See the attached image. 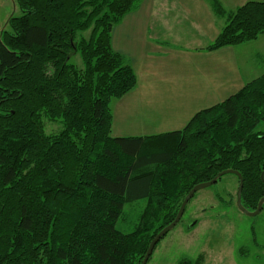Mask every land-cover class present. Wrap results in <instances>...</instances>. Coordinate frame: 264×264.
Masks as SVG:
<instances>
[{
  "label": "trees",
  "instance_id": "obj_1",
  "mask_svg": "<svg viewBox=\"0 0 264 264\" xmlns=\"http://www.w3.org/2000/svg\"><path fill=\"white\" fill-rule=\"evenodd\" d=\"M139 2L13 0L0 26V264H140L195 185L231 169L244 208L264 194V72L179 131L111 135L113 101L137 84L111 30ZM263 32L264 0L249 1L204 50ZM138 199L134 231L119 232Z\"/></svg>",
  "mask_w": 264,
  "mask_h": 264
},
{
  "label": "crops",
  "instance_id": "obj_2",
  "mask_svg": "<svg viewBox=\"0 0 264 264\" xmlns=\"http://www.w3.org/2000/svg\"><path fill=\"white\" fill-rule=\"evenodd\" d=\"M255 0H140L111 30V48L137 77L113 101V137L152 136L183 129L258 77L264 32L238 46L204 50L231 13Z\"/></svg>",
  "mask_w": 264,
  "mask_h": 264
},
{
  "label": "rangeland",
  "instance_id": "obj_3",
  "mask_svg": "<svg viewBox=\"0 0 264 264\" xmlns=\"http://www.w3.org/2000/svg\"><path fill=\"white\" fill-rule=\"evenodd\" d=\"M16 12L13 0H0V26ZM261 41L257 47L264 51V38ZM72 63L78 67L79 57ZM262 72L264 65L258 74ZM55 130L56 126H47V132ZM256 132L264 133V121ZM237 181L226 174L197 191L182 220L156 244L146 264H264V209L249 216L237 208ZM144 205V199L124 204L116 229L124 234L134 231Z\"/></svg>",
  "mask_w": 264,
  "mask_h": 264
},
{
  "label": "water",
  "instance_id": "obj_4",
  "mask_svg": "<svg viewBox=\"0 0 264 264\" xmlns=\"http://www.w3.org/2000/svg\"><path fill=\"white\" fill-rule=\"evenodd\" d=\"M226 174H233L237 177L238 179V186H237V190H236V206L237 208L249 215V216H255L257 215L261 209H262V205L264 203V198H261L258 203H257V207L254 211H248L246 208L243 207V205L241 204V192H242V187H243V179L240 175L239 172L237 171H234V170H231V169H228V170H224V171H221L219 173H217L211 180L209 181H206V182H203V183H199L197 185H195L188 193L187 195L184 197L179 209H178V212L175 216V218L172 220L171 223H169L168 225H166L164 228H162L153 238L152 240L150 241L149 245H148V248L140 262V264H146L149 257L151 256L152 254V251L154 249V247L156 246V244L169 232L171 231L181 220L182 216H183V213L185 211V208H186V205L188 204V202L190 201V199L193 197V195L201 190V189H204V188H207L211 185H214L218 179H220L223 175H226ZM260 178H261V181L264 185V170L261 172V175H260Z\"/></svg>",
  "mask_w": 264,
  "mask_h": 264
},
{
  "label": "flooded vegetation",
  "instance_id": "obj_5",
  "mask_svg": "<svg viewBox=\"0 0 264 264\" xmlns=\"http://www.w3.org/2000/svg\"><path fill=\"white\" fill-rule=\"evenodd\" d=\"M237 180H238V179H237ZM237 183H238V181H237ZM261 198H264V194L259 198V200H260ZM259 200H258V201H259ZM235 201H236V198H235ZM257 203H258V202H257ZM256 207H257V204H256ZM256 207H255L254 209H252V210H248V209H247V210H248V211H254V210L256 209ZM262 209H264V203H263V205H262ZM262 209H261V210H262ZM181 220H182V218H181ZM181 220H180V221H181ZM191 222H194V224H195V223H196V219H192Z\"/></svg>",
  "mask_w": 264,
  "mask_h": 264
}]
</instances>
